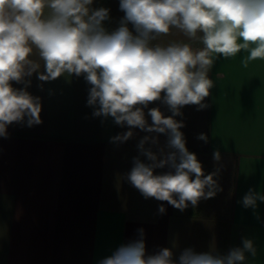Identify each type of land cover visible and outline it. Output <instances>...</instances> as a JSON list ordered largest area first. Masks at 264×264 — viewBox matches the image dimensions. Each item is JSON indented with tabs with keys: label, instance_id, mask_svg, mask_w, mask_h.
<instances>
[{
	"label": "crops",
	"instance_id": "crops-1",
	"mask_svg": "<svg viewBox=\"0 0 264 264\" xmlns=\"http://www.w3.org/2000/svg\"><path fill=\"white\" fill-rule=\"evenodd\" d=\"M91 7L110 9V20L104 22L109 32L124 15L119 0H93ZM156 42L203 46L176 29ZM246 55L218 56L209 72L214 81L204 101L209 106L197 110L187 105L175 117L183 121L186 147L205 175L218 173L216 194L183 211L145 199L127 180L133 158L145 160L140 140L158 135V145H145L157 151L166 144L164 134L133 129L130 139L113 143L112 137L129 129L111 117L92 115L86 103L90 86L83 76L41 82L34 73L27 90L41 98V123L14 122L7 137L0 136V264H99L137 239L138 229L144 230L148 254L169 248L178 257L193 248L223 255L247 238L256 255L248 256L246 264H264V202L257 201L255 210L238 203L249 189L264 194V60L244 68ZM13 87L23 85L13 82ZM148 107L171 115L159 100ZM201 133L207 142L198 139ZM216 151L219 161L213 158ZM166 171L156 169L158 174Z\"/></svg>",
	"mask_w": 264,
	"mask_h": 264
},
{
	"label": "clouds",
	"instance_id": "clouds-1",
	"mask_svg": "<svg viewBox=\"0 0 264 264\" xmlns=\"http://www.w3.org/2000/svg\"><path fill=\"white\" fill-rule=\"evenodd\" d=\"M92 5L93 0H0V136L7 137L14 122L29 127L41 123V98L27 90L34 73L41 82L83 76L90 86L86 103L92 115L111 117L129 129L112 137L113 143L130 139L133 129L167 137L157 151L145 145H158V135L143 137L138 150L145 160L134 157L127 174L145 199L166 201L183 211L213 197L219 190L214 179L218 173L205 175L196 154L186 147L183 121L175 117L187 105L197 110L209 106L204 103L214 87L209 72L218 56L229 59L246 52L244 68L264 60V0H119L124 15L111 32L104 26L110 9ZM172 29L199 39L202 48L156 42ZM13 82L23 87H13ZM158 100L171 115L148 107ZM198 139L207 142L203 133ZM213 158L220 160L219 151ZM164 168L168 171L156 173ZM257 201L264 202V194L249 189L238 203L255 210ZM158 210L166 212L163 204ZM137 231V239L120 245L99 264H246L248 256L256 255L247 238L223 255L193 248L178 257L169 248L148 254L144 230Z\"/></svg>",
	"mask_w": 264,
	"mask_h": 264
}]
</instances>
